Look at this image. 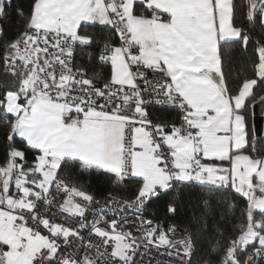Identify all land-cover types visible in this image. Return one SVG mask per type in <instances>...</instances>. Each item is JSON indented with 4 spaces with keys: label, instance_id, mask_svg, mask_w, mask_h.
I'll return each instance as SVG.
<instances>
[{
    "label": "snow or ice",
    "instance_id": "6c2138e0",
    "mask_svg": "<svg viewBox=\"0 0 264 264\" xmlns=\"http://www.w3.org/2000/svg\"><path fill=\"white\" fill-rule=\"evenodd\" d=\"M0 75V264H264V0H0Z\"/></svg>",
    "mask_w": 264,
    "mask_h": 264
},
{
    "label": "trees",
    "instance_id": "16d2710c",
    "mask_svg": "<svg viewBox=\"0 0 264 264\" xmlns=\"http://www.w3.org/2000/svg\"><path fill=\"white\" fill-rule=\"evenodd\" d=\"M17 2H19V0H17ZM240 20L242 27L246 30L252 31L251 26L246 19H243L241 16ZM227 47L232 53L230 60L231 76L229 82L232 88L235 89L240 86L246 78H254L253 61L255 60V57L253 56V45L250 43L247 51H245L238 43L230 44ZM0 79H4V77L0 75ZM260 95H264V86H261L257 91V99H259ZM251 117L252 110L249 109V125L254 134ZM92 189L96 192L107 191L108 186L105 178L102 176L93 177ZM215 195L217 196V201L215 203L217 211L214 218L208 222L211 229L208 238L219 239V237L215 235L217 232L223 234L225 238H230L236 234L245 223V217L243 216L242 211L246 206V202L243 198L239 197L238 194L231 192L216 193ZM220 201H225L226 203L221 206ZM228 203L233 204L234 207L229 208ZM189 215V205L187 203L182 204L178 209L177 222H182ZM206 248L207 243L202 244L200 249L201 254L196 257L197 261L201 260V258L214 260V257L205 251Z\"/></svg>",
    "mask_w": 264,
    "mask_h": 264
},
{
    "label": "water",
    "instance_id": "95a60500",
    "mask_svg": "<svg viewBox=\"0 0 264 264\" xmlns=\"http://www.w3.org/2000/svg\"><path fill=\"white\" fill-rule=\"evenodd\" d=\"M264 110L262 107L257 104L255 108V114L253 116V125H254V132L256 136H260L262 134V115Z\"/></svg>",
    "mask_w": 264,
    "mask_h": 264
},
{
    "label": "built area",
    "instance_id": "2783aa9c",
    "mask_svg": "<svg viewBox=\"0 0 264 264\" xmlns=\"http://www.w3.org/2000/svg\"><path fill=\"white\" fill-rule=\"evenodd\" d=\"M262 134H264V113L262 115Z\"/></svg>",
    "mask_w": 264,
    "mask_h": 264
},
{
    "label": "crops",
    "instance_id": "0c3cea01",
    "mask_svg": "<svg viewBox=\"0 0 264 264\" xmlns=\"http://www.w3.org/2000/svg\"><path fill=\"white\" fill-rule=\"evenodd\" d=\"M251 119H252V126H253V130H254V125H253V115H252ZM254 135H255V132H254ZM224 166H225V167L228 166L227 162H224Z\"/></svg>",
    "mask_w": 264,
    "mask_h": 264
}]
</instances>
